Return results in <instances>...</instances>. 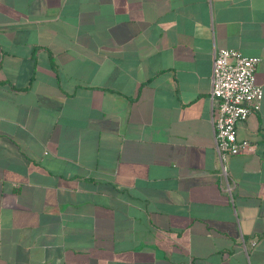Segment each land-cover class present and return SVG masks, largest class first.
<instances>
[{
  "label": "crops",
  "instance_id": "obj_1",
  "mask_svg": "<svg viewBox=\"0 0 264 264\" xmlns=\"http://www.w3.org/2000/svg\"><path fill=\"white\" fill-rule=\"evenodd\" d=\"M223 47L263 92L229 190ZM0 264H264V0H0Z\"/></svg>",
  "mask_w": 264,
  "mask_h": 264
},
{
  "label": "built area",
  "instance_id": "obj_2",
  "mask_svg": "<svg viewBox=\"0 0 264 264\" xmlns=\"http://www.w3.org/2000/svg\"><path fill=\"white\" fill-rule=\"evenodd\" d=\"M258 56H246L231 48H217L213 55L210 101L215 150L222 164L221 177L229 190L226 168L228 155L250 151L252 145L237 138L236 126L260 107L262 89L256 83Z\"/></svg>",
  "mask_w": 264,
  "mask_h": 264
}]
</instances>
